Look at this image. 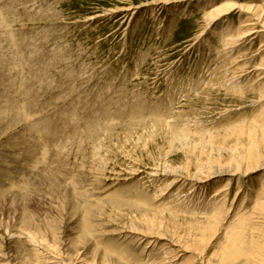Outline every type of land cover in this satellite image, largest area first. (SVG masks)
<instances>
[{
	"label": "rangeland",
	"instance_id": "1",
	"mask_svg": "<svg viewBox=\"0 0 264 264\" xmlns=\"http://www.w3.org/2000/svg\"><path fill=\"white\" fill-rule=\"evenodd\" d=\"M263 16L264 0H0V264H153L231 180L203 261L244 216L238 264L264 253Z\"/></svg>",
	"mask_w": 264,
	"mask_h": 264
},
{
	"label": "bare ground",
	"instance_id": "2",
	"mask_svg": "<svg viewBox=\"0 0 264 264\" xmlns=\"http://www.w3.org/2000/svg\"><path fill=\"white\" fill-rule=\"evenodd\" d=\"M218 8H215V9H213L212 11H210L209 13H208V19H209V24L210 23H212L213 21H215V20H217V18H218V16L220 15H223L224 13H221V12H223L224 10H226V9H222V10H217ZM227 13V12H226ZM256 16V15H255ZM264 17V16H263ZM208 19H207V21H208ZM252 21H253V19H248L247 20V22L246 23H244L243 24V28H247L244 32H240L239 34H238V36H234V35H232V36H226L227 37V39H226V43L229 45V44H234V42H237L238 40H240V39H243V38H245L246 36H249L251 33H250V31L251 30H253L254 28L252 27V25H253V23H252ZM257 21V20H256ZM211 25V24H210ZM2 27V26H1ZM4 30V29H3ZM242 31V30H241ZM257 31V30H256ZM238 32V31H237ZM7 32H5V30L3 31V36H6V37H11V35H8L7 36V34H6ZM9 34V33H8ZM237 35V34H236ZM237 37V38H236ZM240 39H239V38ZM236 38V39H235ZM13 44V43H12ZM14 53H15V56L17 57V65H15L14 67H18L19 66V64H21V62H22V59H23V57H24V55H23V53H22V51L20 50V48H18V47H14ZM25 60V59H24ZM23 63V62H22ZM18 69V68H17ZM234 77V76H233ZM33 78V77H32ZM34 79V78H33ZM261 79V78H260ZM35 87V86H34ZM33 89V88H32ZM31 90V89H30ZM30 92V91H29ZM38 93V92H37ZM32 95V94H31ZM31 97V96H30ZM30 99V98H29ZM24 100H26V98L24 99ZM29 101V100H28ZM27 104V103H26ZM24 105V104H23ZM27 106V105H26ZM38 107V106H37ZM14 110V109H13ZM16 110V109H15ZM14 110V111H15ZM8 114H9V112H11L12 113V111H6ZM6 114V113H5ZM25 116V115H24ZM37 117H38V115H37ZM36 117V118H37ZM21 118V117H20ZM19 118V119H20ZM41 118V117H40ZM22 119V118H21ZM31 120V119H30ZM41 120V119H40ZM29 121V120H28ZM164 121V120H163ZM65 122V121H64ZM37 123V122H36ZM161 123V122H160ZM38 124V123H37ZM44 124H46V123H44ZM62 124V123H61ZM60 125V124H59ZM94 125V124H93ZM171 125V124H170ZM36 126V125H35ZM39 126H42V124H39ZM64 126H65V124H64ZM37 127V126H36ZM44 127V126H43ZM42 127V128H43ZM61 127V126H60ZM91 127V126H90ZM39 129H41V128H39ZM39 129H36V130H39ZM54 129V128H53ZM87 129V128H86ZM90 129V128H89ZM92 129V128H91ZM42 130V129H41ZM46 130V129H45ZM55 130V129H54ZM45 132V131H44ZM53 132H55V131H53ZM100 133V132H99ZM89 134V133H88ZM93 134V133H92ZM91 134V135H92ZM74 135H72V137H73ZM92 137H93V135H92ZM96 137H98V136H96ZM91 138V137H90ZM89 138V139H90ZM96 139V138H95ZM102 139V138H101ZM59 140V139H58ZM88 140V139H87ZM93 140V139H92ZM80 141V140H79ZM68 142V141H67ZM66 142V143H67ZM73 142V141H72ZM75 142V141H74ZM85 142V141H84ZM96 142V141H95ZM36 143V142H35ZM72 144V143H71ZM92 145H94V144H92ZM65 146H67V145H65ZM30 148H31V146H30ZM61 148V147H60ZM65 148V147H64ZM69 148V147H68ZM93 148V147H92ZM29 149V148H28ZM27 149V150H28ZM46 149V148H45ZM56 149V148H55ZM26 150V151H27ZM42 150V149H41ZM64 150V149H63ZM71 150V149H70ZM92 150V149H91ZM96 150V149H95ZM95 152V151H94ZM258 155V154H257ZM46 156V155H45ZM64 156V155H63ZM237 157V156H236ZM240 157V156H239ZM258 157H260V156H258ZM64 158V157H63ZM238 158V157H237ZM42 158H40V160H41ZM43 159H45V158H43ZM248 159V158H247ZM49 160V159H48ZM238 160V159H237ZM39 162V161H38ZM47 162V161H46ZM51 162V161H50ZM231 162V161H230ZM36 163V162H35ZM229 163V162H228ZM238 163H239V161H238ZM238 163H236V162H234V161H232L231 163H230V165L231 166H229L230 167V171L232 172V167L234 168H237L238 167ZM244 163V162H243ZM8 165V164H7ZM58 165H59V163H58ZM213 165V164H212ZM212 165H210V166H212ZM215 165V164H214ZM220 165V164H219ZM233 165V166H232ZM61 166V165H60ZM205 166V165H204ZM208 167V166H207ZM223 167V166H222ZM12 168V167H11ZM204 168L205 167H203V165L199 168V170L201 171H204ZM209 168V167H208ZM212 168H214V167H212ZM220 168V167H219ZM225 168V167H224ZM240 168H242V167H240ZM8 169V168H7ZM10 169V168H9ZM206 169V168H205ZM210 169H211V167H210ZM226 169H228V168H226ZM11 170V169H10ZM32 170V169H31ZM45 170V169H44ZM212 170V169H211ZM210 170V171H211ZM46 171V170H45ZM207 171V170H206ZM226 171H229V170H226ZM226 171H225V173H226ZM241 171V170H240ZM7 172V171H6ZM47 172H49V171H47ZM199 172V171H198ZM205 172V171H204ZM203 172V173H204ZM209 172V171H208ZM212 172V171H211ZM210 172V173H211ZM224 172V171H223ZM235 172V171H234ZM237 172V171H236ZM10 173V172H9ZM46 173V172H45ZM200 173V172H199ZM221 173V172H220ZM43 174V173H42ZM202 174V173H201ZM208 174V173H207ZM223 174V173H222ZM227 174V173H226ZM236 174V173H235ZM48 175H50V174H48ZM53 176H54V173L52 174ZM196 175V174H195ZM198 175V174H197ZM215 175V174H214ZM231 175H232V173H231ZM244 175V174H243ZM51 176V175H50ZM209 176V175H208ZM245 176V175H244ZM48 177V176H47ZM193 177V176H192ZM191 176L189 177V179L190 178H192ZM198 177V176H197ZM51 178H53V177H50V179ZM198 178H200V177H198ZM198 178H196V179H198ZM188 179V180H189ZM239 179V178H238ZM34 180V179H33ZM54 180V179H53ZM231 180V179H230ZM177 181V180H176ZM202 181V180H201ZM201 181H200V183H201ZM242 181H243V179H242ZM50 182H51V180H50ZM53 182V181H52ZM197 182V181H196ZM198 182H199V180H198ZM203 182V181H202ZM232 182V180L230 181V183ZM244 182V181H243ZM189 183V182H188ZM226 183H228V184H230L229 182H226ZM240 182H238V186H240L241 184H239ZM226 185V184H224V186H225V188H220V190L219 189H217V190H219L218 192L217 191H215V192H217V196H218V198H219V201L217 202V203H215L214 205H212L213 207L212 208H214V210H215V212H213V213H211V215H208L207 217H208V221L207 222H204V224H202L200 227L201 228H199V229H197V231H195L196 233H197V235L198 236H195V235H193V237L190 239V241H188V242H184L181 238H177L176 239V241L175 242H172V241H170L169 243H165V244H162V245H160V247H162L161 249H162V256L161 257H159V258H157L158 259V261L157 262H154L153 264H184L183 263V260H184V254H186V253H191V255H190V259H189V262L187 263V264H238V261H239V259H240V257L241 256H243L244 254H246V252H244V249L245 248H243V243H244V237L245 236H248L247 235V231L249 230V228H251V227H248V217H246V216H244L243 218H239V222L237 223V225H235L231 230H232V235L231 236H228V238H227V241L229 242L228 244L229 245H227L226 246V248H224L221 252L219 251V253L218 254H216L215 255V257H211V259H210V257H209V259L207 260V261H203V256H204V249H200L201 247L200 246H203L206 242H209V241H211L212 240V238L215 236V234H216V232H217V230H218V228H219V226H220V224H221V220H222V216L225 214V212H226V210L225 209H227V207H226V205H228L227 204V202H229L228 201V197H229V194L231 193L230 191H228V188H229V185ZM23 185V184H22ZM231 185V184H230ZM192 186H196L195 184L193 185L192 184ZM202 186V185H201ZM24 187V186H23ZM264 187V186H263ZM239 188V187H238ZM24 189H25V187H24ZM240 189V188H239ZM263 190V189H262ZM37 192L35 191L34 192V194H36ZM2 194H4V193H2ZM261 194H262V192H261ZM263 194H264V192H263ZM216 195V194H215ZM234 195H236V194H234ZM37 196V195H36ZM216 196V197H217ZM262 196V195H261ZM47 198V197H46ZM174 198V197H173ZM39 201H41L42 199L41 198H37ZM211 199V198H210ZM213 200V199H212ZM218 200V199H217ZM216 200V201H217ZM234 200V199H233ZM258 200H261V199H258ZM257 200V201H258ZM181 201V200H180ZM215 201V200H214ZM258 203V202H257ZM256 203V204H257ZM262 203L264 204V201H262ZM243 204H244V201H243ZM245 205V204H244ZM261 205V204H260ZM209 206V205H208ZM258 207H261V206H258ZM200 208H201V206H200ZM255 208V207H254ZM262 209H263V207H262ZM213 211V210H212ZM243 211V210H242ZM89 212V211H88ZM87 212V213H88ZM210 214V213H209ZM90 215H91V213H90ZM204 215V214H203ZM203 217V216H202ZM204 217H206V216H204ZM261 217V216H260ZM205 219V218H204ZM236 219H237V217H236ZM257 219V218H256ZM255 222H257V221H255ZM196 225H198V224H196ZM252 225V224H251ZM87 226V227H86ZM264 226V225H263ZM85 227H86V229L89 227V222H88V224H85ZM90 228H91V226H90ZM258 228V227H257ZM263 228V227H262ZM259 229V228H258ZM251 230H253L252 228H251ZM261 230H263V229H261ZM91 231V230H90ZM86 232H88L87 230L85 231V234L87 235L88 233H86ZM134 232H136V231H134ZM258 232H260L259 230H258ZM31 233V232H30ZM29 233V235H30V238H31V240L32 241H35L36 243H37V241L39 240V238H37V236L35 235V234H30ZM255 233V232H254ZM253 234V233H252ZM252 234H251V236H252ZM257 235V234H256ZM264 235V234H263ZM141 239H139V237H138V239H139V243H138V245L140 246V245H142L143 246V244H141V241H144V240H147L146 238L149 236V235H147V234H144V233H141ZM143 236V237H142ZM250 236V235H249ZM250 236V237H251ZM137 237H136V239H137ZM145 237V238H144ZM154 237V242H151V243H154V244H158V246H159V241L163 238V237H157V236H153ZM253 238H255L254 236H253ZM251 239V238H250ZM250 239H248V240H250ZM256 239V238H255ZM259 239H261V238H259ZM247 241V240H246ZM262 241H264V240H262ZM144 242H146V243H144V245H146V244H150V241L149 242H147V241H144ZM250 242V241H249ZM132 243V242H131ZM224 243H226V242H224ZM245 243H247V242H245ZM251 243V242H250ZM252 243H254V242H252ZM262 243V242H261ZM30 244V243H29ZM32 245V244H31ZM30 245V246H31ZM43 245V244H42ZM223 245V244H222ZM254 245V244H253ZM29 246V247H30ZM41 246V245H40ZM132 246V245H131ZM200 248H199V247ZM208 246V245H207ZM246 246V245H245ZM255 246V245H254ZM141 247V246H140ZM177 247V248H176ZM220 247H222V246H220ZM261 247H263V246H261ZM249 248V247H248ZM38 249V248H37ZM55 249V248H54ZM222 249V248H221ZM125 250H126V248H125ZM129 250V249H128ZM139 250V249H138ZM143 250V249H142ZM141 250V251H142ZM148 250V249H147ZM152 250H154V249H152ZM218 250V249H217ZM247 250V249H246ZM245 250V251H246ZM249 250H250V248H249ZM249 250H248V252H249ZM39 251H40V249H39ZM127 251V250H126ZM149 251V250H148ZM157 251V250H156ZM251 251H252V249H251ZM35 252H37V251H35ZM130 252V251H129ZM129 252H126V254L127 253H129ZM146 252V251H145ZM154 252V251H153ZM247 252V253H248ZM61 253H63V252H61ZM141 253H143V251L142 252H140V254ZM151 253V252H150ZM250 254H247V261L246 262H248L247 264H264V253H263V251H262V249L261 250H259L257 247L254 249V252L253 253H251V252H249ZM37 254V253H36ZM43 254V253H42ZM56 254H58L57 252H56ZM38 255V258H39V256H40V254H37ZM52 255V254H51ZM147 255V254H146ZM203 255V256H202ZM251 255V256H250ZM42 256H44V255H42ZM46 256V255H45ZM69 256L70 255H68V257H67V255H66V257L67 258H69ZM118 257H120L119 255H117ZM143 256H144V254H143ZM143 256H141V257H143ZM1 257V256H0ZM58 257H59V255H58ZM140 257V258H141ZM145 257V256H144ZM244 257V256H243ZM72 258V257H71ZM83 258V257H82ZM218 258V259H217ZM42 259V258H41ZM62 259V258H61ZM64 259V258H63ZM63 259H62V261H63ZM128 259H130V257H128ZM145 259V258H144ZM143 259V260H144ZM153 259V258H152ZM151 259V260H152ZM43 260V259H42ZM54 260V259H53ZM73 260V259H72ZM78 260H80V259H78ZM119 260V259H118ZM121 260V259H120ZM119 260V261H120ZM214 260H216V261H214ZM52 262V261H51ZM64 262V261H63ZM67 262V261H66ZM68 262H69V260H68ZM83 262V261H82ZM95 262H96V260L94 259L93 261H92V264H95ZM153 262V261H152ZM204 262V263H203ZM54 263V262H53ZM52 263V264H53ZM75 263V262H74ZM134 263V262H133ZM148 263H151V262H148ZM243 263H244V260H243ZM38 264H41L40 263V258H39V260H38ZM55 264V263H54ZM62 264V263H61ZM84 264H86V263H84ZM97 264H112L111 262H110V260H108V259H106L105 257H102L101 259H100V261L97 263ZM137 264H138V262H137ZM245 264V263H244Z\"/></svg>",
	"mask_w": 264,
	"mask_h": 264
}]
</instances>
